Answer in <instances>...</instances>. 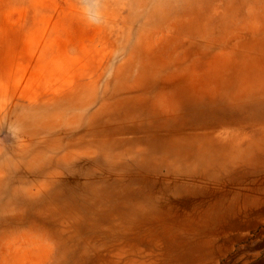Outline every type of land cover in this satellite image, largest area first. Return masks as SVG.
I'll return each mask as SVG.
<instances>
[{"label": "rangeland", "instance_id": "374dc122", "mask_svg": "<svg viewBox=\"0 0 264 264\" xmlns=\"http://www.w3.org/2000/svg\"><path fill=\"white\" fill-rule=\"evenodd\" d=\"M0 264H264V0H0Z\"/></svg>", "mask_w": 264, "mask_h": 264}]
</instances>
